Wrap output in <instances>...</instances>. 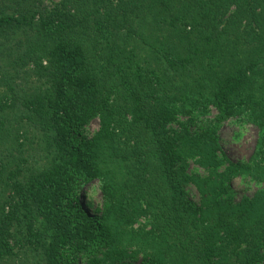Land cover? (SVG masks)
Returning <instances> with one entry per match:
<instances>
[{
    "label": "trees",
    "instance_id": "obj_1",
    "mask_svg": "<svg viewBox=\"0 0 264 264\" xmlns=\"http://www.w3.org/2000/svg\"><path fill=\"white\" fill-rule=\"evenodd\" d=\"M1 37L0 264H264V0H0Z\"/></svg>",
    "mask_w": 264,
    "mask_h": 264
},
{
    "label": "rangeland",
    "instance_id": "obj_2",
    "mask_svg": "<svg viewBox=\"0 0 264 264\" xmlns=\"http://www.w3.org/2000/svg\"><path fill=\"white\" fill-rule=\"evenodd\" d=\"M57 0H43L45 5H51L52 2ZM15 45L13 41H6L5 38H0V50L6 48L7 46ZM4 87H0V90H3ZM100 122L99 119H94L90 125L87 127V133L92 136L99 128ZM175 125V124H174ZM176 126V125H175ZM22 137H31V134L21 133ZM259 130L258 127L248 121H243L238 117L231 118L227 120L221 130H220V143L223 153L233 161H246L251 158L258 140ZM27 143V141L25 140ZM33 154L31 163L34 161L36 163H41L43 160L42 157L46 156L47 153L43 152L41 149L36 151H31V148L24 153V156ZM31 158V156H30ZM40 159V160H39ZM35 163V164H36ZM197 168V164L191 162V168ZM223 168V167H222ZM199 172L203 175L206 174V171L203 168H199ZM231 194L235 200H240L244 196H252L257 189L258 185L249 179L245 180L241 177H236L231 182ZM191 198L195 202H199L200 195L195 187L191 184L188 187ZM92 194V193H91ZM95 202L101 201V193L95 192L91 196ZM145 221L144 217H141L135 224L134 227H138L140 223ZM11 264H20L19 262Z\"/></svg>",
    "mask_w": 264,
    "mask_h": 264
}]
</instances>
